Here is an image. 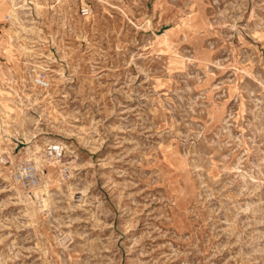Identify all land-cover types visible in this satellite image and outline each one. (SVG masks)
<instances>
[{
  "label": "rangeland",
  "instance_id": "rangeland-1",
  "mask_svg": "<svg viewBox=\"0 0 264 264\" xmlns=\"http://www.w3.org/2000/svg\"><path fill=\"white\" fill-rule=\"evenodd\" d=\"M5 1L0 264H264V0Z\"/></svg>",
  "mask_w": 264,
  "mask_h": 264
},
{
  "label": "bare ground",
  "instance_id": "bare-ground-1",
  "mask_svg": "<svg viewBox=\"0 0 264 264\" xmlns=\"http://www.w3.org/2000/svg\"><path fill=\"white\" fill-rule=\"evenodd\" d=\"M3 7H5L6 8V11L9 14H11L13 17H16L17 16L18 10H17V2H16V0H10L9 2H6L5 1V6H3ZM7 33H8V30H7ZM2 40H3V38H2ZM3 50H8V48H3ZM36 66L37 67H40V68L43 67L42 64H36ZM35 73H36V75H39V73H38L37 70H35ZM48 81H49V86H50L52 79L51 80L48 79ZM0 93H2V92H0ZM8 140H11V139H8ZM57 142H58V145H54V144H50L49 143V145H51L50 146V149H53L54 147L55 148H58L59 150L60 149H66V148H68L67 145L63 141H61V140L59 141L58 140ZM7 145H9V143H7ZM36 149L39 150L40 149V146H38ZM1 150H7V153H8L7 154V157L11 158L13 160V162L15 163L16 156L10 150L9 146H7L6 148L5 147H1ZM21 157H23V156H21ZM22 159H26V161L32 162L38 169H40L42 171V174H41V185L40 186H37L36 188H32L30 191H27L24 188V186L21 184V181H19V179L17 177H15V178L10 177V179H11L12 183L16 186L18 192L20 194H22V195H25V197H26L27 200H30L32 203H35L36 201L33 198L35 196L36 199L40 202V207L41 208H45V207L48 206L49 200L48 199L41 200L40 199V196H39V192H40V189L41 188H45L46 189L48 187V183L50 182L49 179H48L49 176H50V171L47 172L43 168H44V166H46V164H49L47 166V170L48 169L51 170V166L53 168L58 167V169L60 170V174H64V167H65L64 165H66L67 162L64 163L62 159H59L57 153L55 154L53 150H50L49 151V155L45 154L44 152L43 153H39L36 150H28L25 153V158H22ZM69 163L72 166L73 162H69ZM68 167H70V166H68ZM29 192H32V194H30Z\"/></svg>",
  "mask_w": 264,
  "mask_h": 264
},
{
  "label": "built area",
  "instance_id": "built-area-1",
  "mask_svg": "<svg viewBox=\"0 0 264 264\" xmlns=\"http://www.w3.org/2000/svg\"><path fill=\"white\" fill-rule=\"evenodd\" d=\"M1 34L2 29L0 28V37ZM36 81L41 87L49 86L48 78L44 76H37ZM52 150L61 153V149L59 150L58 148L54 147ZM15 175L28 190L41 185L40 170L33 163L26 162L17 164L15 167ZM39 196L41 200L48 199V189L41 188Z\"/></svg>",
  "mask_w": 264,
  "mask_h": 264
}]
</instances>
